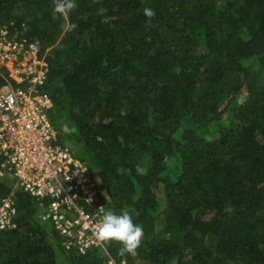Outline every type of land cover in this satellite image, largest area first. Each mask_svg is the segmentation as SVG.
<instances>
[{
    "label": "trees",
    "instance_id": "16d2710c",
    "mask_svg": "<svg viewBox=\"0 0 264 264\" xmlns=\"http://www.w3.org/2000/svg\"><path fill=\"white\" fill-rule=\"evenodd\" d=\"M55 3L0 0V30L45 55L49 117L89 167L90 212L127 210L143 236L131 254L67 249L4 174L0 264H264V0Z\"/></svg>",
    "mask_w": 264,
    "mask_h": 264
},
{
    "label": "built area",
    "instance_id": "2783aa9c",
    "mask_svg": "<svg viewBox=\"0 0 264 264\" xmlns=\"http://www.w3.org/2000/svg\"><path fill=\"white\" fill-rule=\"evenodd\" d=\"M44 57L33 43L0 30V175L12 176L40 201L42 218L69 238L67 249L85 251L104 245L95 236L104 209L99 205L90 212L97 191L89 167L57 143L58 130L49 117L52 101L43 90ZM14 214L12 196L1 200L0 229Z\"/></svg>",
    "mask_w": 264,
    "mask_h": 264
},
{
    "label": "clouds",
    "instance_id": "9594fccd",
    "mask_svg": "<svg viewBox=\"0 0 264 264\" xmlns=\"http://www.w3.org/2000/svg\"><path fill=\"white\" fill-rule=\"evenodd\" d=\"M75 7V0H56V12L64 15L68 14ZM144 15L149 20L154 16V12L144 9ZM139 171V169H138ZM96 239L104 244L119 243L120 253H134L140 246L143 236V228L133 222V218L127 210H121L119 213L105 211L95 231Z\"/></svg>",
    "mask_w": 264,
    "mask_h": 264
}]
</instances>
